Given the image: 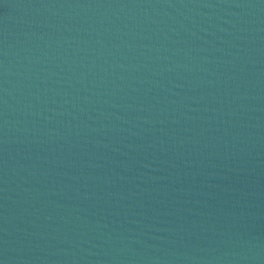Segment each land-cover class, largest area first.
I'll use <instances>...</instances> for the list:
<instances>
[{
	"label": "water",
	"instance_id": "1",
	"mask_svg": "<svg viewBox=\"0 0 264 264\" xmlns=\"http://www.w3.org/2000/svg\"><path fill=\"white\" fill-rule=\"evenodd\" d=\"M0 264H264V0H0Z\"/></svg>",
	"mask_w": 264,
	"mask_h": 264
}]
</instances>
